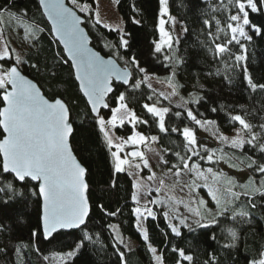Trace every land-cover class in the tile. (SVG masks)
Returning <instances> with one entry per match:
<instances>
[{"label":"snow or ice","instance_id":"6c2138e0","mask_svg":"<svg viewBox=\"0 0 264 264\" xmlns=\"http://www.w3.org/2000/svg\"><path fill=\"white\" fill-rule=\"evenodd\" d=\"M203 2L208 5L205 14L210 19L203 20L208 40L202 44L211 52L216 62L223 63L225 72L231 70L234 73L236 69H241L247 88L252 93H264V83L256 81L249 73L247 47L244 43L253 39L249 31L256 35L262 34L261 28L252 23L250 15H264V0H228L227 4L220 0L215 6L209 0ZM158 3V39L152 41L153 53L157 59L162 57L167 62L166 67L173 63H183V59L176 56L180 37L173 34L177 21L170 14L169 0H158ZM14 6V0H6L5 5H0V24L15 21L24 28L26 38L30 36L38 39L37 33L44 29L39 24L34 26L26 22L27 12H14ZM38 9L43 10L42 14L51 23L50 32L63 44V51L67 53L66 58L61 53H56L54 59L58 58L57 63L65 64L71 61L70 67L74 69L75 79L79 81V91L87 98L95 124L110 153L113 172L127 173L133 178L132 188L135 191L131 193V200L136 207L132 209V213L143 240L147 243L149 235L147 229H141V224L149 217L153 220L157 218V212L149 207L157 205L166 209L162 215L168 221V228L177 237L182 235L181 226L194 232L196 228L221 226V218H224L221 231L225 234V240L229 241L224 247H235L240 238L235 225L250 222V209L257 207V196L264 204V116L253 122V119H249L253 114L242 108L243 114H230L229 118L233 122L232 135H225L215 127V121L198 118L202 114L189 106L200 104L203 96L197 92H189L185 99L180 95L179 90L184 85L176 80L174 68L171 75L161 81L167 83L170 90L158 91L151 83L154 74L142 67L135 56L126 59L121 55L120 49L129 47V40L125 38L127 34L123 29H112L118 32L119 40L116 44L105 45L110 49V58L105 59L99 52L93 51L89 47V37L81 27L84 19L77 15V12L90 13L89 4L81 3L80 0H68V3L65 0H38ZM133 10L136 11L134 6ZM217 12L227 13L223 22L214 15ZM213 20L215 31H212ZM132 22L141 23L135 17ZM95 24H101L98 12ZM104 27L109 25L104 24ZM181 31L188 33L189 29L183 26ZM234 48L237 51L234 52ZM14 51L15 49H10V42L3 38V30L0 29V103L3 104L0 107V130L3 133L0 138V207L15 203L23 208L31 205L36 209V221L30 228V240L27 243L20 241L13 246L17 257H21L22 248L35 247L37 252H41V248L36 247L37 243H51L58 239L62 231L79 230L82 236L67 245V251H55L43 256L48 264H73L74 258L86 246V241L96 243L99 240L98 234L94 239L88 231L91 212L90 186L86 180L88 170L73 154V147L69 142L74 131L69 106L61 98H46L41 88L22 74L21 65L26 61L20 54L13 57ZM112 57L123 60L125 66L121 68ZM31 68L39 70L38 64H32ZM220 71L217 69V74ZM134 73L140 74L141 78L135 79ZM51 75L54 76L55 73ZM225 79L231 82L232 76L226 75ZM114 80L129 85L133 90L147 85L151 92L147 100L152 103L146 102L142 108L145 116L151 117V122L158 126L161 133L169 131L166 118L172 112L171 107L162 106L161 98L172 105L173 98L179 97L175 108L183 109V112L175 111L173 115L176 118L185 115L192 125L203 127L205 131L212 129L213 137L221 145L236 150L229 156L223 148L201 145L194 127H171L172 133H179L183 137L184 153H173L178 162L167 167V173L175 178L174 186H179L180 191L188 188L194 193L187 202L177 200L172 195H166L163 200L152 198L153 192L160 193L166 185L164 179H159L155 188L149 183L157 181V176L151 170L149 158L141 150V146H148V151L152 149L148 145L149 137L138 131L137 126L149 125L150 121L129 106V98L125 92H120L115 97V106H111L108 96L114 92ZM102 109L109 110L107 118L101 113ZM211 110L217 111L216 108ZM259 111H264V104ZM126 124L132 126L130 134L116 135L114 130L124 128ZM150 139L152 142L158 141L157 136H151ZM248 150L253 155H249ZM237 151L240 155H237ZM256 153L259 155L256 156ZM242 156L247 160L245 168L252 173L242 181L227 175L222 169L212 166L205 168L200 163L204 161L209 165H216L223 161L230 168L243 172L245 169L239 168L236 163L239 161V164H244ZM157 158L165 166L170 163L163 155H158ZM144 169H148L150 173L146 178L140 175ZM184 177H188L190 183L184 182ZM111 186L115 187V181ZM197 189H207L210 201L197 192ZM210 202L215 205V209L210 207ZM181 204L188 215L180 211ZM97 206L107 216H116L120 211H108L103 204ZM173 221H178V224ZM16 222H20L19 219ZM108 228L116 241L113 247L118 252L121 264H125V254L118 247L124 244L119 226L109 224ZM12 231L11 224L0 220V233L11 234ZM211 239L215 240L216 236L213 234ZM147 248L152 253L155 264H165L164 256L157 254V248L151 243H147ZM7 250V244L0 247V253L7 254ZM172 251L178 253L177 264L185 261L194 264V256L187 254L184 249L173 248ZM204 264H215V258L206 260ZM250 264H264V251L259 252L258 258H253Z\"/></svg>","mask_w":264,"mask_h":264},{"label":"trees","instance_id":"16d2710c","mask_svg":"<svg viewBox=\"0 0 264 264\" xmlns=\"http://www.w3.org/2000/svg\"><path fill=\"white\" fill-rule=\"evenodd\" d=\"M116 10L123 22V31L126 33V39L129 40L127 49L121 48L120 53L126 59L135 56L142 67H145L149 73L154 74L155 78L164 80L170 76V67L165 66L162 57L157 59L153 53L152 41L158 39L157 17L159 10L158 0H115ZM81 3H87L91 6L90 13H80L84 22L83 25L91 38V45L104 56H110L111 52L106 44H116L119 40L118 32L111 28L104 27V24H95V1L80 0ZM209 2L215 6L213 0ZM6 0H0V5H5ZM224 3L226 4L225 0ZM14 12H27L26 22L39 24L44 29L37 33L38 39L29 37L28 44L22 45L18 41L19 24L12 23L0 24L3 30V37L10 42V49L13 57L20 54L26 61L21 65V72L34 80L41 88L43 94L53 99L60 97L70 108V117L73 122V134L70 137V144L73 152L80 163L88 170L86 180L90 186V220L88 231L96 239V243L85 242V247L80 250L73 264H121L118 252L113 247L116 241L113 238L112 231L108 228L109 224H116L123 236L135 241L133 247H127L125 244L119 245L120 251L125 254V264H153L151 252L148 251L147 243L157 248V251L164 256L165 264H177L178 253L173 252V248L184 249L187 254L194 256V264H204L206 260L215 258V264H248L253 258H258V253L264 251V204L260 198L256 197L257 207L250 209L251 220L248 223L238 224L235 227L239 233V240L233 248H225V234L222 233L224 218H221V226H213L208 229L196 228L194 232L181 226L182 235L177 237L168 228V222L164 219L161 209H156L157 218L153 220L148 218L144 221L145 229L148 231L149 240L146 243L141 237L135 226V216L132 213L135 203L131 200L133 180L127 173H114L110 153L95 124L94 116L90 113L85 100L80 94L77 84L73 78L69 62L57 63L56 53L63 54L59 44L51 36L49 26L38 9V0H14ZM133 6L136 11L133 10ZM208 5L203 0H169L170 14L183 26L189 29L188 33L182 32L180 43L176 46V56L183 59V63L177 64V76L179 80H191L196 82L202 79L205 86L200 89L198 95L204 97L200 104L189 105L194 111L202 114L198 118L202 120L215 121V127H218L223 134L232 132L233 122L230 120V114H243L242 108L251 112L253 115L249 119L256 122L264 111H259L264 104V93H252L248 88L246 81L242 79L241 69L224 71L223 63H218L213 59L210 51L202 44L208 40L206 36L207 29L203 24L204 19H210L205 14ZM216 18L222 22L225 20L226 12L214 13ZM133 17L140 20V24L132 22ZM251 21L257 27H260L262 34L252 35V41H244L247 47L248 70L252 77L261 83H264V15L252 13ZM213 28L215 21H212ZM223 25V23H222ZM13 42V45H12ZM210 43V41H208ZM237 51V49H233ZM116 61L124 65V61L114 57ZM231 64L232 61H229ZM32 64H38L39 70L31 68ZM217 69L220 73L217 74ZM55 73V75H51ZM211 73V74H209ZM226 75H231L232 80L225 79ZM135 79H140V74L134 73ZM131 83V82H130ZM183 83V82H182ZM183 85V84H182ZM114 92L108 96L111 106H115V97L120 92H125L128 96V103L136 113L144 118H148L149 125H138L137 130L146 135H155L156 141L160 147L162 155L169 160V167L172 163H177V157L174 152L184 153L182 147L183 137L179 133H172L171 127L189 125L195 128L196 133L202 132L204 135L213 136L212 129L205 131L203 127L192 125L190 121L182 115L176 118L175 111L183 112V109L175 108V103L179 97L173 98V104L169 105L167 101L161 98L162 106H169L172 112L166 118V126L169 128L167 133H161L158 126L151 122V117L145 116V110L142 108L144 103L151 104L147 96L151 94L147 85L133 90L129 85L113 83ZM2 91V90H0ZM197 92V93H198ZM1 105V103H0ZM216 108L213 112L211 109ZM103 115H109V110H101ZM131 125L126 124L124 128L115 129V134L126 136L131 132ZM238 127V125H237ZM2 131L0 130V138ZM164 149L169 151L165 152ZM230 151V150H229ZM233 151H230L232 155ZM228 153V152H227ZM229 154V153H228ZM249 155H253L248 150ZM237 155L240 153L237 151ZM256 156L259 153L255 154ZM195 159V158H194ZM244 164H239V168H244L248 175L252 174L245 168ZM237 162V161H236ZM207 164V163H203ZM237 169V168H236ZM238 170V169H237ZM115 181V187L112 182ZM242 199H246L243 198ZM103 204L108 211L120 209L116 216H107L97 206ZM19 219L20 222H16ZM0 220L11 224L13 231L9 233H0V247L8 245L7 254L0 253V264H48L43 259L44 255H51L55 251H67V245L72 244L78 237L82 236L79 230L62 231L58 239L51 243H37L36 247L41 248L37 252L35 247L22 248L21 257L14 254L13 246L23 241L27 243L30 240V228L36 221V209L29 205L23 208L19 204L11 203L8 207H0ZM228 223H232L228 221ZM195 228V225H193ZM216 239H211L212 235ZM188 264V262H183Z\"/></svg>","mask_w":264,"mask_h":264},{"label":"rangeland","instance_id":"374dc122","mask_svg":"<svg viewBox=\"0 0 264 264\" xmlns=\"http://www.w3.org/2000/svg\"><path fill=\"white\" fill-rule=\"evenodd\" d=\"M96 7H95V15L98 12L99 16H100V20H101V24H107L109 25L108 28L111 29H123V22L116 10V1L115 0H94ZM215 2V5L220 3V0H213ZM226 4L228 3V0H225ZM173 16V15H172ZM174 17V16H173ZM177 21V20H176ZM158 23V20H157ZM19 29H18V41H20V44L22 45H27L28 44V39L29 37L26 38L25 36V32H24V28L21 25H18ZM223 26V25H221ZM182 25L177 21V24L175 26L174 35H181L182 31H181ZM0 29H1V25H0ZM250 35V34H249ZM4 38V37H3ZM13 45V42H12ZM173 68L175 69L176 72V80L179 81L180 84H183L184 87L181 88L179 90L180 95L184 96L185 99L188 98V93L189 92H198L200 89H202L205 86V83L202 79H198L196 82L191 81V80H179L178 76H177V64L173 63L170 67V75L171 72L173 71ZM162 80H157V78H155L153 76L152 78V85L154 88H156L158 91H169V87L167 85V83L161 82ZM202 85V87H201ZM199 94V92H198ZM197 138L198 141L201 145H205L209 148H216V149H220L223 148L225 152H228L229 156L230 155V151H236V150H231L229 149L226 145H221L219 143L218 140H216L213 136H207L204 135V133L202 132H197ZM146 135V134H145ZM225 135H232V132L225 134ZM149 137V141H148V145L151 147V151H148V146H141V150H144L149 158L150 161V165H151V170L154 171L156 173L157 176V181L155 182H149L152 184V187L155 188L157 186L158 180L159 179H164L165 180V185L166 187H164V189L160 192V193H155L153 192L152 194V198H158V199H165L166 195H172L174 196L177 200H184L185 202H187L190 198V196L194 195V193H192L190 191V189L188 188H184L183 191H180L179 186H174V180L175 178L171 176V174L167 173V168L164 167L163 164H161L158 160V155H162L161 149L160 147L157 145L156 142H152L151 141V136H155V135H146ZM230 150V151H229ZM219 151L217 152V155H219ZM200 163L203 165V167H209L212 166L216 169H222L224 171V173H226L229 176H233L236 177L239 180H243L248 173L244 170L243 172L237 170L236 168H230L228 166L227 163L221 161L220 163L216 164V165H209V164H203L205 163L204 161H200ZM238 164V161L236 162ZM149 170L148 169H144L143 172L140 173L141 176L143 177H147V175H149ZM132 178V177H131ZM133 180V178H132ZM184 182L190 183V180L188 177H184ZM239 190V189H237ZM135 191V189H134ZM197 192H199L202 196H204L205 199L210 201V198L207 196V189H197ZM143 203V200H142ZM134 207H136V205H134ZM149 207H152L153 210L155 211L156 209H161L162 211H165L166 209L163 206H157V205H149ZM180 207V211L183 212L185 215H188L186 209H184L183 205H179ZM210 207H212L213 209H215V205L212 204L210 202ZM168 222V221H167ZM175 223L178 224V221H173ZM191 223V220L189 221ZM116 225V224H113ZM135 226H136V218H135ZM137 228V227H136ZM141 229H145V225H144V221L141 224ZM138 230V229H137ZM120 231V230H119ZM140 235H141V231L138 230ZM120 234L122 235V233L120 232ZM124 239V244L127 247H133L135 245V241L129 239L128 237L123 236ZM142 237V235H141ZM143 238V237H142ZM157 254H160L157 251ZM152 255V253H151ZM152 262L153 264H155V261L152 258ZM251 262V261H250ZM250 262L248 264H250Z\"/></svg>","mask_w":264,"mask_h":264},{"label":"water","instance_id":"95a60500","mask_svg":"<svg viewBox=\"0 0 264 264\" xmlns=\"http://www.w3.org/2000/svg\"><path fill=\"white\" fill-rule=\"evenodd\" d=\"M65 2L66 3H68V0H65ZM69 6H71V5H69ZM40 11H41V13H43V10L42 9H40ZM43 15V14H42ZM77 15H79V16H81L82 18H83V16L79 13V12H77ZM44 16V15H43ZM44 18H45V20H46V22H47V24H48V26H49V29H51V23L47 20V17L46 16H44ZM84 19V18H83ZM81 27L84 29V31H85V33L88 35V33H87V30L85 29V27H84V25H83V23L81 24ZM51 33V32H50ZM51 36L54 38V40L59 44V46H60V48L62 49V51H63V48H64V46H63V44H60L59 42H58V40H56V38L52 35V33H51ZM88 37H89V41H90V43H89V47L90 48H92L93 49V51H97V52H99L98 50H96L92 45H91V38H90V36L88 35ZM100 53V52H99ZM63 54H64V56H65V58L67 57V53L66 52H64L63 51ZM101 54V53H100ZM101 56H103L105 59H108V58H110V56H104V55H102L101 54ZM113 59H115L114 57H112ZM118 63V62H117ZM69 64H71V61H69ZM119 64V63H118ZM119 66L121 67V68H123L124 66H122V65H120L119 64ZM71 70H72V74H73V78H74V80H75V82H76V84H77V87H78V90H79V81H77L76 79H75V75H74V69H72L71 68ZM23 74V73H22ZM23 75H25V74H23ZM26 76V75H25ZM28 79H30V80H32L31 78H29L28 76H26ZM32 82L33 83H35V84H37L34 80H32ZM114 82H116V83H119V84H122V82H118V81H113V83ZM122 85H124V84H122ZM37 86H38V84H37ZM124 86H127V85H124ZM39 87V86H38ZM42 91V90H41ZM80 92V91H79ZM43 93V92H42ZM80 94L82 95V97H83V99L85 100V103H86V105H87V107H88V109H89V111H90V113H91V110H90V106L87 104V98L86 97H84L83 96V94L80 92ZM111 94V93H110ZM109 94V95H110ZM47 98V97H46ZM55 98H60V97H55ZM49 99V98H48ZM0 107H3V104L1 103V105H0ZM102 110H106V109H102ZM92 114V116H94V114L93 113H91ZM2 131V130H1ZM2 135H3V133H2ZM2 138V137H1ZM69 142H70V138H69ZM73 154H74V152H73ZM75 155V154H74ZM76 156V155H75ZM79 161V160H78ZM80 162V161H79Z\"/></svg>","mask_w":264,"mask_h":264}]
</instances>
